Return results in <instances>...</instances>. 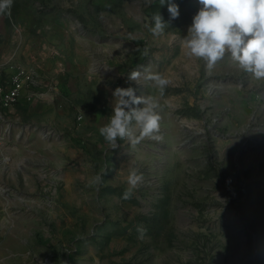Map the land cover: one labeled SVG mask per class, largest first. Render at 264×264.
Listing matches in <instances>:
<instances>
[{"label": "rangeland", "instance_id": "obj_1", "mask_svg": "<svg viewBox=\"0 0 264 264\" xmlns=\"http://www.w3.org/2000/svg\"><path fill=\"white\" fill-rule=\"evenodd\" d=\"M171 2L176 19L168 0H13L0 15L3 84L24 64L41 95L0 123V197L13 194L0 198V264H264V118L244 113L264 80L227 54L211 69L188 57L201 5ZM156 12L160 35L145 27ZM145 68L170 81L163 95L128 80ZM117 87L158 99L162 140L110 148L99 128ZM131 168L143 179L125 200Z\"/></svg>", "mask_w": 264, "mask_h": 264}, {"label": "clouds", "instance_id": "obj_2", "mask_svg": "<svg viewBox=\"0 0 264 264\" xmlns=\"http://www.w3.org/2000/svg\"><path fill=\"white\" fill-rule=\"evenodd\" d=\"M165 2L160 0L161 5ZM12 3L13 0H0V15L10 13ZM199 4L201 7L193 17L187 35L182 38L185 54L204 60L209 69L227 54L240 70L256 80H264V0H199ZM168 12L171 19L178 18L179 6L168 0ZM151 22L145 27L153 35L163 34L168 26L158 12L152 15ZM142 77L152 82L160 95L170 83L166 77L149 68L128 74L129 81L139 82ZM112 95V114L108 123L99 128L100 135L111 149L118 147V140H127L132 147L145 138L162 140L159 135L160 104L156 97L137 96L133 87H117ZM138 105L143 107H134ZM142 179L138 169L131 168L127 177L129 187L122 198L130 199ZM102 182L101 173L91 178L89 186L95 185L98 190ZM226 184H231V178L226 180ZM137 231L140 233L138 238L143 239L146 229L138 226Z\"/></svg>", "mask_w": 264, "mask_h": 264}, {"label": "built area", "instance_id": "obj_3", "mask_svg": "<svg viewBox=\"0 0 264 264\" xmlns=\"http://www.w3.org/2000/svg\"><path fill=\"white\" fill-rule=\"evenodd\" d=\"M7 65L8 63L0 64V114L5 115L17 104L32 103L41 96L28 88L29 84L36 83L40 76L36 68L16 63L9 83L4 85L1 76Z\"/></svg>", "mask_w": 264, "mask_h": 264}, {"label": "crops", "instance_id": "obj_4", "mask_svg": "<svg viewBox=\"0 0 264 264\" xmlns=\"http://www.w3.org/2000/svg\"><path fill=\"white\" fill-rule=\"evenodd\" d=\"M22 104L25 106V103L22 102ZM16 107H19L18 104L16 105ZM10 112H12V109L10 110ZM241 112L243 113V110H241ZM244 113L247 115L250 114H255L258 118L261 117L262 119L264 118V100H254L252 102L250 101H246L244 103ZM8 114H0V123L6 122L7 120V116ZM16 116V115H15ZM14 116V118H15ZM263 136H257L258 139V144L264 146V134H262ZM256 137V136H255ZM13 194H9L7 197L2 196L0 197L2 200L4 199V201H10L12 200ZM10 199V200H9ZM4 212L1 209L0 210V219L5 218L4 216ZM2 222H0L1 225Z\"/></svg>", "mask_w": 264, "mask_h": 264}]
</instances>
